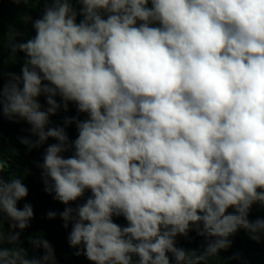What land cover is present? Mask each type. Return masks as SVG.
<instances>
[{"label": "clouds", "instance_id": "9594fccd", "mask_svg": "<svg viewBox=\"0 0 264 264\" xmlns=\"http://www.w3.org/2000/svg\"><path fill=\"white\" fill-rule=\"evenodd\" d=\"M44 2L40 18L20 17L32 38L8 33L12 57L25 59L20 74L0 71V115L30 125L36 139L19 138L29 150L56 141L38 167L65 205L74 255L209 264L240 230L260 243L264 218L249 213L264 207V0H75L79 11L73 0ZM69 103L87 118L51 126ZM28 194L0 166V264H57L44 236L27 238L42 256L23 246L34 209L18 202ZM193 231L202 251L177 246Z\"/></svg>", "mask_w": 264, "mask_h": 264}, {"label": "trees", "instance_id": "16d2710c", "mask_svg": "<svg viewBox=\"0 0 264 264\" xmlns=\"http://www.w3.org/2000/svg\"><path fill=\"white\" fill-rule=\"evenodd\" d=\"M74 7L79 11L80 5L73 0ZM45 7L44 0H31L29 5L16 4L12 0H0V71L3 73L14 72L20 74L25 54L16 53V58L12 57L8 33L11 29L15 30L18 35L15 42H25L27 39L35 35L32 23H23L20 19L24 14L32 17V20L42 16ZM82 19L78 16L77 22ZM5 76L0 83L6 82ZM60 102V97H56ZM40 103L47 107L45 97L39 98ZM66 117H78L80 120L86 119V114L78 113L76 106L69 103L68 111L63 108L54 116L50 117L51 126H64ZM30 125L24 121L19 123L9 121L0 115V166L3 167L5 177L9 175H17L23 179V182L29 189L28 196L18 202V207L22 208L25 203H30L34 209V218L30 222V227L21 233L23 246L29 250V256H42L43 249H32L28 244L27 238L33 234L44 236L55 250L57 264H91L85 256L74 255L75 249L70 247L68 243V235L71 231V224L66 229L63 227V221L59 217V212L63 211L65 205L53 199L44 191L45 185L42 180V169L38 167L43 161V154L49 144L56 143L53 139H49L39 148H29L20 142V137H28L35 140L36 137L30 134ZM66 132L70 140H74L78 131L75 123L66 127ZM68 155V154H66ZM27 170V174L25 173ZM90 195L86 193V196ZM77 203H83L79 200L72 204L73 207ZM48 211L57 212L54 219L47 218ZM232 211V209H229ZM264 218V207L254 205L249 213V219L255 220ZM114 221L121 225H126L123 217H114ZM5 230H8V224L5 223ZM232 246L228 250L220 251L217 257L211 258L209 264H264V239L257 243L249 238V235L240 230L235 236L231 237ZM177 246L189 250L202 251L206 246L205 237L198 236L194 231L189 233L188 238L178 237ZM237 257V258H233Z\"/></svg>", "mask_w": 264, "mask_h": 264}]
</instances>
